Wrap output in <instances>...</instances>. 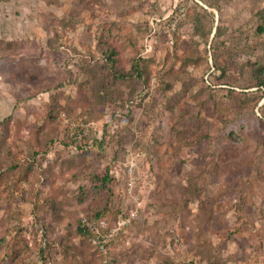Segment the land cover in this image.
<instances>
[{"label": "rangeland", "instance_id": "rangeland-1", "mask_svg": "<svg viewBox=\"0 0 264 264\" xmlns=\"http://www.w3.org/2000/svg\"><path fill=\"white\" fill-rule=\"evenodd\" d=\"M120 211L116 264H264V0H0V264Z\"/></svg>", "mask_w": 264, "mask_h": 264}, {"label": "built area", "instance_id": "built-area-1", "mask_svg": "<svg viewBox=\"0 0 264 264\" xmlns=\"http://www.w3.org/2000/svg\"><path fill=\"white\" fill-rule=\"evenodd\" d=\"M62 123L68 136L73 138L76 142L82 141L85 137L89 136L90 130L94 128L93 122L79 119L73 120L66 116L63 117ZM91 141L92 140H89L88 145H83L82 148L89 147L91 145ZM67 147L71 151H76L78 149L77 145L74 143H70ZM131 187L132 184L129 183V188ZM133 216V212L126 214L120 211L116 215V219L112 224H108L104 218L95 220L86 216H81V225L88 233V241L98 257L97 264H116L110 260L112 241L115 238L127 233Z\"/></svg>", "mask_w": 264, "mask_h": 264}, {"label": "trees", "instance_id": "trees-1", "mask_svg": "<svg viewBox=\"0 0 264 264\" xmlns=\"http://www.w3.org/2000/svg\"><path fill=\"white\" fill-rule=\"evenodd\" d=\"M73 120H77L79 118H74V117H69ZM81 120V119H79ZM84 121V120H83ZM94 129V128H93ZM91 129L90 130V133H89V136L85 137L82 141H75L73 138L69 137L68 134H67V131L64 127V132L62 133V135L60 136V139H62L63 143L68 146L70 143H74L77 145V147L79 149L82 148L83 145H88V141L89 140H93V137H94V130ZM91 144H92V141H91ZM86 217L88 218H91V219H95V220H98V219H102L104 218L103 216H100L99 214H95V215H85ZM81 218V217H80ZM80 218L78 220V224H77V231L79 233H81L82 235H84V237L86 238L87 242L89 243L88 241V233L84 230L83 226L81 225V221H80ZM127 236V233L125 235H122V236H119L117 238H115L113 241H112V249L114 248V245H115V242H117V240H123V241H126V237ZM90 244V243H89ZM91 245V244H90ZM95 251V250H94ZM112 251H110V260L113 262V259H112ZM96 254V252H95ZM96 259H97V262H98V257L96 256Z\"/></svg>", "mask_w": 264, "mask_h": 264}]
</instances>
